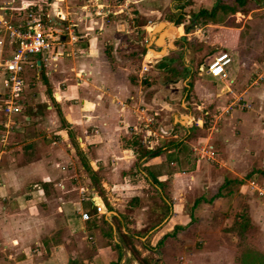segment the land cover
Listing matches in <instances>:
<instances>
[{
  "label": "crops",
  "instance_id": "0c3cea01",
  "mask_svg": "<svg viewBox=\"0 0 264 264\" xmlns=\"http://www.w3.org/2000/svg\"><path fill=\"white\" fill-rule=\"evenodd\" d=\"M85 1L42 4L51 15L67 16L70 10L78 39L67 46L69 55L51 64L39 54L25 63L18 122L5 126L0 112V264H72L76 258L80 264H258V255L264 254V247L258 248V222L264 226V217L252 207L246 210L249 200L242 193L241 174L250 162L246 157L253 155V149L246 152L245 121L231 112L214 140L204 134L211 128L201 117V124L190 123L193 110L208 114V107H219L226 97L250 91L244 84L252 75L247 77L237 52L242 26L208 22L191 30L196 23L188 13L176 24L178 0H123L125 11L118 0ZM202 1L206 5L197 0L194 11L212 7V0ZM41 2L0 0V7L15 20L26 14L23 3L32 5L29 11ZM153 18L154 23L174 21L164 31L163 47L152 43L154 50L164 48L161 55L147 43L143 52L127 55L136 36L142 34L147 42ZM12 49L5 39L0 63ZM222 50L230 63L237 56L236 66L226 67L228 77L212 76L198 66L191 83L194 65ZM141 61L148 69L142 81ZM168 65L176 67L178 80L160 81L162 72L171 71ZM182 66L188 68L186 75ZM190 87L196 102L191 112L186 108L189 119L174 112L177 103L171 98L160 104L175 93L182 95L184 107ZM4 92L0 67V102ZM200 140L214 147L219 143L224 152L220 157L216 151L220 163L198 159L191 147ZM140 146L151 152L139 157ZM256 169L247 172L256 174ZM232 178L241 182L224 186ZM149 186L161 201L160 210L152 211L160 214L154 226L146 217ZM164 204L168 212L162 216ZM80 211L89 219L83 220ZM89 237L92 246L86 245ZM251 237L254 245L248 242Z\"/></svg>",
  "mask_w": 264,
  "mask_h": 264
},
{
  "label": "rangeland",
  "instance_id": "374dc122",
  "mask_svg": "<svg viewBox=\"0 0 264 264\" xmlns=\"http://www.w3.org/2000/svg\"><path fill=\"white\" fill-rule=\"evenodd\" d=\"M41 1L42 2L40 4L46 5V0H41ZM87 1H85V2H87ZM180 1H182V0H180ZM200 1L203 5H206L202 0H200ZM65 2H66V0H65ZM65 2H62L61 4L63 6H65L64 5ZM263 2H264V0H263ZM88 4H90V3H88ZM115 4L117 5V3H115ZM118 4H119V7L123 11H125L124 5L126 3L123 0H118ZM190 5H191V8L193 9L192 5H194V7L196 8L199 5V3L197 2V0H190ZM94 6H96V4ZM42 7L44 8V6H42ZM88 8H91L90 5ZM67 10H69V9H67ZM69 12H70V10H69ZM69 12L67 11V19L73 22L74 17L72 15L68 14ZM63 13L66 14V12H63ZM192 15H191L190 22L196 20L195 17ZM232 15L233 16H231V17L233 19H235V22L236 23L240 22L239 25H240V27L242 26V30H241L242 36H241V39H240L238 46H237V52L240 53V56L243 59V62L245 61V63H246L244 70H246L245 73H248L247 77L252 75L251 78H249L244 84V87L249 88L250 91L243 92L242 94L240 93V91H237L236 95H234V94H233V96L231 95V98H229L230 100L226 99L227 98L226 97L224 99L223 103L219 107H217V108L215 106L208 107V109H209L208 114L205 112H200L198 110H193L192 114L194 116L192 117L190 123H191L192 127L193 126L195 127L196 126L194 124L195 121L199 117L197 123L200 124L199 120L201 117L205 121L207 128H211L210 131H204V134H208L209 136L211 135L210 137H212V139L214 140L213 135L217 132L216 130L219 129V127L223 123V121H225V120L227 121V119H230V116L232 115L231 112L232 113H233V111L235 113L239 112V118H240L239 120L245 121V128H243V130H242V135H245L250 139L246 143V147H248L246 152H248V150H250V149H253L250 152L253 154L252 157H249V156L246 157L249 159L250 162L248 163V168L245 171L247 172L252 167H255L258 165V169L259 170L261 169V171L264 172V170H263L264 169V166H263L264 165V5L261 8H254V9L248 11L247 14H243L240 11H238L236 13H233ZM18 19H20V18H18ZM15 20H17V19H15ZM155 21H157V20H154V18H153L152 19L153 23L150 24V27H151L150 31L153 29V27L155 25L158 24V22L154 23ZM153 24H155V25H153ZM190 27L193 28V30L195 29V27H193L192 25ZM142 38H143L142 34L138 35V37L136 36V38H133L134 40H137V41H135L137 43H135L133 48H131L129 54H127L128 52L126 53L127 55L130 56L132 54H135V52H139V51L143 52V50L146 48V47L143 48V44H145L147 42H143ZM127 40H128V38H127ZM138 44H139V46H138ZM148 45L151 46L149 48H153V49L155 48L154 46H152V43H149ZM155 49H157V48H155ZM151 55H153V54H151ZM156 55H161V54H156ZM33 57H34V55H29L28 58L32 59ZM125 59H127V58H125ZM236 59H237V56L235 55L233 62L230 63V65H228V66L232 67V68L234 66H236V64H237ZM207 63H208V61H206L204 63H199L198 65H196V64L194 65V66H196V69H195V71L192 72V76L190 78L191 83H193L194 77L197 74V67L199 66L201 71H204V69H206ZM141 66H142V61L140 63V71H141ZM146 72L147 71L139 72V75L141 73V76H139L140 81H142L146 78ZM187 73L188 72H184L185 75ZM178 77L179 76H177L172 71H170V72L165 71V72H162L160 74V81L161 80H162V82L164 80L168 81V82L170 80L174 81V80H178L179 79ZM178 88L180 89V87H178ZM191 89H192V87H190L189 89L187 88V95L184 98V101H185L184 103H186L184 105L185 108L183 106L182 107L180 106L181 98H183L182 95L181 96L178 94L176 95L175 93H173L171 95L167 94L166 97H164V98H162V100H160L161 101L160 104L168 103L169 98H171L173 100V102L177 103L176 107L178 110H174V112L180 113L178 115H181V117H183L182 115H184L187 112L186 108H188V110L191 112V108L194 106V104H192V102L195 99L193 100L191 98L194 96ZM194 102H196V101H194ZM161 114L165 115L166 113L164 111H161ZM0 115H2V114L0 113ZM169 117L170 116H168V119H169ZM186 117H188V116H185V118ZM188 119H189V117H188ZM182 121H184V119ZM232 121H233V119H232ZM150 124L152 127L154 126L153 117H151ZM224 125H225V123H224ZM229 125H233V123H229ZM212 127H214V130L212 129ZM232 128H233V126H232ZM235 129H237V128H235ZM237 131H239V130H237ZM193 132H195V130ZM197 133H200V131ZM200 141L201 142H207L204 140H200ZM211 143H212L211 141L207 142L208 145ZM215 143H216L215 147H214V144L213 145L211 144V145L213 146L215 151H217V149H218L217 153H219L220 157H221L224 152L219 148L220 147V146H218L219 143H217V141H215ZM158 144H159V142H158ZM196 144L197 143H195V144L193 143L192 147H194ZM194 153H196V152H194ZM254 153L258 156L255 157ZM196 156L198 157V159L210 162L207 160V158L200 156L199 153H196ZM211 162L220 163L221 160L217 157V154H216L215 161H211ZM246 172L241 174L242 175L241 180L243 181L242 183H244L243 188H242V193L244 191L246 193L245 196L247 197V200H249V204H246V206H245L246 210L251 211V207H252V209L256 210L254 214H256L257 216L259 215V216L264 217V196L261 195L259 192L255 191L254 189L250 188L247 184L249 180H255L257 182L258 186L261 187L262 190L264 191V174L257 173V174H254L253 176L247 177V176H245ZM134 176L135 175H133V177ZM141 178H142L141 176H138V179H141ZM239 187H240V185L238 186V188ZM145 191H148L147 192V194H148L147 198L149 199V201L147 203L150 206L149 212L147 211L148 214L146 215V217L151 216V218H150L151 221L155 222L158 220L157 216H160V214L159 213H158V215L154 214L152 211L155 210L157 212L160 210L159 207L161 206V201H159L160 199L158 197V193H155L154 189L151 186H149V188H147ZM162 206H164V205H162ZM242 207L243 206L240 205L236 209L239 210ZM147 227H148V225L141 228V230L144 231V230L148 229ZM104 228L107 229V228H109V226H105ZM88 233L89 232H87V234H86L87 236L90 235V233H89V235H88ZM251 238L252 239H250L249 241L247 240V241L249 242L250 245H254V238L253 237H251ZM151 239H152V237H151ZM148 240H149V238H147L145 242L148 243ZM154 240H156V239H154ZM69 243L71 244V241H69ZM86 245H90V246L94 245V239L90 238V237L86 238ZM139 245L142 247L141 242H139ZM261 247H264V226H262L258 222V248L261 249ZM258 260L261 262L264 260V254L263 253L258 255ZM73 263L74 264H80V262H78L77 258L75 259V261Z\"/></svg>",
  "mask_w": 264,
  "mask_h": 264
},
{
  "label": "built area",
  "instance_id": "2783aa9c",
  "mask_svg": "<svg viewBox=\"0 0 264 264\" xmlns=\"http://www.w3.org/2000/svg\"><path fill=\"white\" fill-rule=\"evenodd\" d=\"M31 6L23 3L22 9L26 10V14L17 20L11 19L4 8L0 7V45L5 39L13 45L10 55L0 63L5 75L4 98L0 102V112L6 117L5 126L18 122L17 115L21 111L18 99L24 85L22 72L25 63L31 64L29 55H41V61L48 65L63 54L69 55L67 46H73L78 39L76 23L68 20L65 13L57 16L48 14L40 3L28 11ZM230 62L229 53L222 50L207 63L205 71L212 76L227 78L226 67ZM145 70H147L146 65H142L141 72ZM150 120L151 117L146 119V121ZM197 121L198 119L195 122ZM191 148L193 152L199 153L208 161H215L216 151L211 144L199 141ZM247 184L264 196V191L255 180H249ZM93 205L97 212L101 211L99 204ZM80 217L87 220L89 214L80 211Z\"/></svg>",
  "mask_w": 264,
  "mask_h": 264
},
{
  "label": "trees",
  "instance_id": "16d2710c",
  "mask_svg": "<svg viewBox=\"0 0 264 264\" xmlns=\"http://www.w3.org/2000/svg\"><path fill=\"white\" fill-rule=\"evenodd\" d=\"M189 5H190V0H182V1L178 0L177 1L176 6L179 7L181 11H180L178 17L175 19L176 24L182 23L183 20L185 19V14L188 13L190 15L193 14L192 16H194L196 19L195 20L196 25L193 26L195 28L200 27L201 25H204L208 22H212V23H219L220 22V23H223V24H226L229 26L239 27L240 22L236 23L235 19H233L231 17L233 15L229 16V18L226 19V17L228 16V13L230 12L231 14H233L236 11H240L243 14H247L248 11H250L254 8H261L264 5V2H263V0H228V1L227 0H212V7L209 10L208 9H200L197 11H194L191 8V6H189ZM187 6H189V7H187ZM171 16L172 15L170 14L168 17H171ZM185 29L188 30V26H185ZM191 30H193V28H191ZM169 67H170V70L172 72L177 71L175 69L176 67H172V66L168 65V68ZM181 69L183 71V75H185L184 72H188L187 67L182 66ZM177 75H180V74H177ZM138 149H139V157L151 152L146 148H142L141 146L138 147ZM255 171L257 173L264 174V172L259 170V169H256ZM254 174H255L254 171H249L245 174V176H247V177L253 176ZM151 178L153 180L152 182H156V179H153L154 178L153 176ZM92 181H94V179ZM233 182H241V181L234 179V178L228 179L225 181L224 186H227L228 184L230 185ZM224 186L222 185L221 187H224ZM96 190H98V189H96ZM227 190L229 191L228 187H227ZM154 191H155V193H158V191L156 189H154ZM98 192H99V190H98ZM167 212H168V204L167 205L164 204V206L162 207V210H161L162 216L167 214ZM156 224L157 223L155 222L153 224V226ZM258 264H264V260L262 262L258 260Z\"/></svg>",
  "mask_w": 264,
  "mask_h": 264
},
{
  "label": "water",
  "instance_id": "95a60500",
  "mask_svg": "<svg viewBox=\"0 0 264 264\" xmlns=\"http://www.w3.org/2000/svg\"><path fill=\"white\" fill-rule=\"evenodd\" d=\"M173 26H174V21H171V22H169V23H166V22H164V21H160V22H159L157 25H155V26L153 27V29L150 31V33H149V38H148V40H147V44H149V43H154L156 46H162V47H163L164 39L166 38V37H163V34H164L165 32H168L169 29L172 28ZM164 27H165V29L163 30V33L158 34V35L156 36V34H157L162 28H164ZM164 31H165V32H164ZM150 49H151L152 51L158 53V54L162 53V51L164 50V48L161 49V50H154V49H152V48H150Z\"/></svg>",
  "mask_w": 264,
  "mask_h": 264
}]
</instances>
